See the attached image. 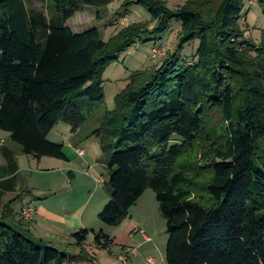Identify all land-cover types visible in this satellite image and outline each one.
I'll use <instances>...</instances> for the list:
<instances>
[{"label":"trees","instance_id":"16d2710c","mask_svg":"<svg viewBox=\"0 0 264 264\" xmlns=\"http://www.w3.org/2000/svg\"><path fill=\"white\" fill-rule=\"evenodd\" d=\"M38 1L52 18L29 13L25 0H0V130L25 156L67 161L64 145L48 139L52 130L64 123L79 131L104 103L103 77L118 57L145 35L164 43L179 23L177 53L199 43L191 62L179 53L132 73L91 133L110 196L98 220L119 227L152 190L166 222L167 264H264V31L259 45L245 41V0H189L177 10L125 0L124 10L141 7L150 20L108 41L99 28L75 33L67 22L86 8L102 21L119 0ZM1 155L2 203L17 192L18 167L8 148ZM16 199L0 214V264L90 261L82 247L91 233L98 248L113 245L105 232L82 229L72 235L80 254L60 252L12 217Z\"/></svg>","mask_w":264,"mask_h":264},{"label":"rangeland","instance_id":"374dc122","mask_svg":"<svg viewBox=\"0 0 264 264\" xmlns=\"http://www.w3.org/2000/svg\"><path fill=\"white\" fill-rule=\"evenodd\" d=\"M124 1L119 0L106 10H102V21L95 20V9L86 8L84 11L77 12L67 22V25L75 33L99 28L104 41H108L125 26L136 23L143 24L150 20L149 14L141 7L124 10L121 7ZM163 1L171 10H177L189 0ZM25 2L27 10L31 14H43L47 19L54 15L48 3L38 0H25ZM244 9L247 15L241 18L240 25L246 31L245 41L255 42L259 45L261 33L264 31L263 10L258 0H245ZM180 27L179 23L173 22L170 30L163 35L162 40H164L166 54L160 61L149 60L152 50L159 47V44L148 35L142 36L141 41L118 57V60L107 69L103 77L104 103L96 107L94 113L79 131L72 132L70 127L64 123H59L52 130L48 139L52 143L64 145L67 161L48 157L36 159L25 156L19 149L15 151V163L19 169L17 192L6 195L2 203L0 202V214L8 201L11 203L13 200H17V197H21V201L19 199L10 206L13 207L12 217L21 222L22 219L19 215L21 202H24L25 205L31 202V206L39 217L38 225L36 227L32 222L22 221L29 225L32 234L35 233L33 232L34 226V229L36 227L37 230L36 236L41 235V239L45 240L44 243L51 246L48 244L50 242L56 247H62L59 245L60 243L69 244V240L63 239L64 235H67L73 243V245H68L71 249L79 247L75 245L71 238L72 232L68 227H65V223L70 224L71 219L76 215L83 216L88 223L87 228L81 227L79 231L85 229L98 233L102 231L100 229H103L107 231L106 233L111 234L117 229V227L104 225L98 220V214L107 205L110 196L105 186V181L108 180L107 172L100 161L102 158L100 142L96 137L91 136V133L100 126L106 112L114 109V99L125 88L132 73L159 68L166 59L179 53L178 59H187L188 62H191L199 43L188 44L182 52L177 53L180 43ZM7 135L9 134L0 130V146L3 145L1 140ZM6 142L7 147L13 145L9 139ZM78 149L84 151L83 157L79 156ZM40 215L46 220L41 219ZM130 216L133 222L121 235L119 241L124 245L134 247L135 251H128V253L115 247L116 250L110 252L112 245L109 250H102L95 245V234L91 233L82 247L84 252L92 258L89 261L91 264H148L149 259L146 260L148 257L152 258L154 264H167L165 261L166 222L159 212V204L152 190L144 193L130 211ZM64 228L67 230L66 232ZM58 233L63 235V238L58 237ZM133 236H135L134 239ZM53 245L51 247L60 251ZM82 249L80 248L81 251ZM120 254L127 258L126 262L119 259L122 257Z\"/></svg>","mask_w":264,"mask_h":264},{"label":"crops","instance_id":"0c3cea01","mask_svg":"<svg viewBox=\"0 0 264 264\" xmlns=\"http://www.w3.org/2000/svg\"><path fill=\"white\" fill-rule=\"evenodd\" d=\"M10 140V135H7L6 136V138H3L2 140H1V142H2V144L3 145H1L0 146V167H3L5 164H6V162H5V159L3 158V156L1 155V148L4 146V147H6V148H8L13 154H14V156H15V151H17L18 149L21 151V149H20V147L18 146V145H16L15 143H13V142H11L13 145L12 146H8L7 147V140ZM6 140V141H5ZM11 141V140H10ZM14 145H16V146H14ZM80 149H78V151H79ZM65 152V151H64ZM66 155V154H65ZM84 156V155H83ZM82 156V157H83ZM19 170V169H18ZM44 171H46V170H44ZM19 180V171H18V174H17V181ZM11 199V198H10ZM20 201H21V199H20ZM28 205H31V202H29V203H26V205H25V203L24 202H21V208H20V210L23 208V207H25V206H28ZM19 211V210H18ZM20 212V211H19ZM37 213V212H36ZM38 218L39 217H37V215H36V218H35V222L33 223V224H35V226L37 227V225H38V223H37V220H38ZM40 218L41 219H43V220H46V218L45 217H43L42 215H40ZM72 222L70 223V224H67V223H65V227H68L69 228V230H70V232H72L71 233V235H73V234H75V232H77V231H79V229L81 228V227H83V228H87V226H88V223L86 222V220H85V218L83 217V216H79V215H76L75 217H73L72 219ZM133 222V219H132V217L131 216H129L119 227H117V229L114 231V232H112L111 234L110 233H106L107 231L106 230H103V229H100V230H102L103 232H105L107 235H109L111 238H112V240H113V245H112V248H111V250H110V252H113V251H115L116 250V248H120L122 251H126V252H128V251H132L133 249H134V247H129V246H127V245H124L123 243H121L119 240H120V237H121V235L124 233V231L125 230H127V228H129V226L131 225V223ZM54 223H58L59 224V222H56V221H54ZM33 226V225H32ZM31 226V227H32ZM36 227H35V229H34V226H33V232H35V233H33V236L35 237L36 236V234H37V230H36ZM102 228V227H101ZM64 231L66 232L67 230L64 228ZM58 235V237H61V238H63V235H61V234H57ZM64 237L65 238H63L65 241H68L69 240V244H71V245H73V243L71 242V239H69L68 237H67V235H64ZM36 239H38V240H41V241H45V240H43V239H41V235H37L36 237H35ZM66 238H68V239H66ZM72 239H73V237H71ZM135 238V236H133V239ZM74 240V239H73ZM47 242V241H46ZM48 244L49 245H53V244H51L50 242H48ZM68 244V245H69ZM60 246H62V247H56V245H53V246H55V248H57V249H59L61 252H64V253H70V254H72V255H74V256H77L78 254H80V252H81V250H80V248H75V249H71V247H69L68 245H65V243L64 244H62V243H60L59 244ZM116 247V248H115ZM114 249V250H113ZM129 253V252H128ZM121 255V254H120ZM119 255V256H120ZM88 256V255H87ZM118 256V257H119ZM122 256V255H121ZM90 257V256H89ZM147 259H152L151 257L149 258H146V260ZM87 263H89V264H91L89 261H82V262H80V263H78V264H87ZM102 264V263H101Z\"/></svg>","mask_w":264,"mask_h":264},{"label":"built area","instance_id":"2783aa9c","mask_svg":"<svg viewBox=\"0 0 264 264\" xmlns=\"http://www.w3.org/2000/svg\"><path fill=\"white\" fill-rule=\"evenodd\" d=\"M165 53H166V49H165L164 43L161 42V43H159V47L154 48L152 50V52L149 56V60L155 61V62L160 61L163 58V56L165 55ZM78 154L80 157H82L84 155V151L79 150ZM19 215L23 221H25L27 223H31V222L34 223L35 216H36V210L31 205H28V206L23 207L20 210ZM132 251H135V250H132ZM119 259L123 262H126V260H127V258L123 255H122V257H119ZM148 264H154L153 260L149 259Z\"/></svg>","mask_w":264,"mask_h":264}]
</instances>
